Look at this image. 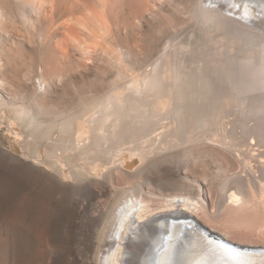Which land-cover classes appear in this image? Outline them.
<instances>
[{
	"label": "rangeland",
	"instance_id": "1",
	"mask_svg": "<svg viewBox=\"0 0 264 264\" xmlns=\"http://www.w3.org/2000/svg\"><path fill=\"white\" fill-rule=\"evenodd\" d=\"M0 1L7 19L4 18L0 27V52L6 59L19 62L21 69L34 77L42 72L47 74L51 84L43 101L46 119H67L79 113L85 104L109 96L134 103L137 101L134 93L127 88L130 81L152 68L151 62L169 39H172L168 47L170 59L175 58L180 39L192 41L191 51L177 59L186 69L183 98L176 101L177 94H173V101L180 102L184 108L187 121L193 122L198 114L210 116L213 111L220 114L221 108L232 105L225 109L220 121L229 134L226 139L219 138L217 142L214 134L207 131L187 148L155 154L138 171L111 165V171L106 173L104 163L80 161L92 168V174L77 179L71 173V164L57 163L56 155L48 153L50 140L40 138L37 148L40 153L36 154L35 146L29 143L32 136L28 131L11 129L9 119L0 122V264H103L102 256L111 237L103 239L102 234L113 215L114 202L120 192L136 187L154 205L170 195L201 197L204 209L194 213L201 223L222 234L227 227L213 217V214L223 216L226 210L222 183L234 181L231 185L236 186L251 176L246 184L261 194L262 186L255 174L264 185V108L244 115L234 101L230 103L234 100L232 84L224 67L245 52L257 60L261 58L259 46L244 45L238 39L245 37L240 32L242 29L257 30L264 37V25L247 29L228 17L204 23L198 16L200 0H80V8L77 5L74 8L75 15L80 18L88 9L103 13L106 25L102 30L86 29L75 18L63 25L66 18L59 15L49 30L48 21L38 19L20 0ZM81 12L85 14L80 16ZM216 40H230L232 44L218 47ZM198 59L205 61L204 72L200 71L199 75L207 76L208 88L198 82L200 76L194 72V62ZM15 80L13 91L5 90L9 97L19 96L16 89L18 93L25 91L34 96L33 80L27 81L28 85L19 84L18 78ZM163 93L170 95V87ZM155 97H150V107L158 105ZM191 121L184 136L193 130ZM240 135L248 138L242 155L233 147V142L240 140L235 136ZM52 137L59 139V131ZM227 141L231 143L226 144ZM259 153L263 155L258 157ZM57 154L63 155L62 150ZM244 156L248 161L251 159L250 165L245 163ZM259 201L258 198V208L263 205ZM158 211L155 217L163 214L162 209ZM242 227L232 230L229 239L251 246L264 245V233L244 232Z\"/></svg>",
	"mask_w": 264,
	"mask_h": 264
},
{
	"label": "bare ground",
	"instance_id": "2",
	"mask_svg": "<svg viewBox=\"0 0 264 264\" xmlns=\"http://www.w3.org/2000/svg\"><path fill=\"white\" fill-rule=\"evenodd\" d=\"M20 2L28 5L27 7L32 9L31 11L35 13L38 19L47 20L49 30L57 21L58 15L66 18L63 20V25L72 20L71 18H75L86 29H89L88 27L92 28V31L96 30L98 32L102 30L103 25H106L105 16H102L104 14L101 13V15L97 12L99 14L97 15L93 12V9H88L85 3H83L84 7L88 11L85 10L86 14L81 12L80 16L82 13L86 16L79 18L78 15H75L74 8L76 5L81 6L79 4L80 0H20ZM3 5L0 1V27L6 17V10H4ZM199 5L198 16H201L204 23L219 22L222 18L228 17L230 20L232 19V22H239L246 28L251 26L256 28L264 25V0H200ZM150 9L147 8V12ZM87 12L91 14L89 15ZM237 16L243 21H239L240 19L238 20ZM37 21L39 22V20ZM69 27L71 26L69 25ZM240 32L245 37L242 36L238 40H241L244 45L249 46L255 43L259 46L261 58L257 60L251 54L245 52L236 61L235 57L234 62L228 64V56L225 60L228 65L224 68L232 84L230 91L233 93L232 98L234 100L231 99L230 103L234 101L244 115H250L264 108V37H261L257 30L251 32L242 29ZM46 38L47 36L42 37V41ZM212 39L215 38L212 37ZM223 41L216 40L218 47L232 44H230V40ZM170 45H172V39L166 41L158 52V56L151 62L152 68L150 70H148L149 68L146 69L130 81V87L127 88H130L134 93V100H137L134 103H127L120 97L109 96L97 99L90 105L85 104L79 113L67 119L57 118L54 120L46 119V116H43L46 112L43 102L44 97L50 89L47 74L40 72V75L34 77L31 73H26L21 69L19 62L16 63L11 59L9 60V58L6 59L1 51L0 122L5 123L9 119L10 125H7L11 129L17 132L28 131L32 136V141L29 143L35 146L36 154L40 153V151H37L38 144H40L39 139L44 137L50 140L52 144L51 148H47L51 149L48 153L51 152L56 155L57 163L71 164V173L76 175V179L80 176L92 174V168L83 165L90 163V160L95 165L104 163L107 166L106 173L111 171V165L138 171L155 154L178 148H187L188 144L194 142L197 137L207 131L214 134L217 142L223 137L226 139L229 134L227 129L221 126L220 121L225 116H222L223 112H226L225 109L228 106L231 108L232 105L230 106V104L225 109L221 108L220 114L213 111L210 116H207L209 113L195 115L194 121L190 120L193 123V130H189L187 136H184L186 133L185 128L189 127L188 123L190 121L188 122L184 116V108L181 103L173 101V94H177L176 101L183 98L181 93L184 90L183 80H185L186 69L177 59L181 56V60L191 51L192 41L187 38L180 39L175 47L176 56L174 59L169 57L171 52L168 47ZM194 64V72L198 75L200 71L204 72L202 67L205 64L204 60L198 59ZM6 76L10 79H7ZM15 78L21 80L20 83L18 82L19 84L27 83V85V81L33 80L34 96L27 95L25 91L18 93L16 89L14 91L19 96L9 97L5 90L7 92L13 91L11 89L15 83L12 84V82H17ZM207 80L205 74L198 78V82L205 88H208ZM167 87H170V95L163 93ZM254 92L257 93L254 94ZM119 95H121V92ZM152 95H156L155 100L158 104L156 107L149 106ZM219 117L221 118L219 119ZM55 131H59V139H53L52 135ZM222 131L224 134H222ZM235 138L240 140L233 142V147L240 152L239 155H242L245 152L243 146L248 145V138L245 135L235 136ZM230 143L226 142V144ZM58 150H62L63 155L57 154ZM262 155L263 153H259L258 157ZM243 160H245V163L251 161V159L248 161L247 156H244ZM80 161H83V164H80ZM256 174V179L260 181L262 186V192L259 195L256 193V188L253 186L248 187L246 184L247 181H251V176L247 181L243 178L244 180L242 179L236 186L231 185L235 183L234 181L232 183L231 181L224 182L221 185L224 191L223 197L226 210L223 216L219 217L213 214V217L227 227V231L223 232L225 235L221 232L216 233L223 238L228 237L229 241H231L229 239L230 232L240 226H243L244 232L258 230L264 233V185L262 178ZM205 179L207 180L208 177H204ZM250 189L252 192L248 191ZM258 198L259 202L263 204L259 208L256 202ZM202 202L201 197L189 194L170 195L161 200L159 205H154L153 200L145 197L140 187L120 192L113 205V215H111L110 220H107L102 234L103 239L107 236L111 237L102 256L103 264H216V259L221 250L220 247H215L214 243H207L200 233L197 234V237L189 230L186 232L191 236L186 235L181 240L179 233L185 232L183 227L186 225H174L168 221L170 217L178 219L193 216L196 210L204 209ZM159 209L163 210V214H158L155 217V213L159 212ZM194 217L200 224L208 228L207 223H201L196 214ZM192 229L196 230L197 228ZM190 237L193 238V243L196 246L189 247L190 244L187 245V240ZM188 242L190 243L191 239ZM242 245L264 248V245ZM262 254L264 253L253 252L245 255V257L235 258V260L238 264H264V259H261Z\"/></svg>",
	"mask_w": 264,
	"mask_h": 264
},
{
	"label": "water",
	"instance_id": "3",
	"mask_svg": "<svg viewBox=\"0 0 264 264\" xmlns=\"http://www.w3.org/2000/svg\"><path fill=\"white\" fill-rule=\"evenodd\" d=\"M188 217V218H187ZM186 218H183V217H181V218H178V219H181V221H175V220H173L174 218H172V217H170L171 218V220H170V218H169V222L170 223H173L174 225L176 224V225H186V226H184L183 228H184V230H185V232H183V233H179V237H180V239L182 240L184 237H186V235H189V236H191V234H188L186 231H191L192 232V234L194 235L195 234V236H197V234H198V228H200V229H203L204 231H205V233L207 232L208 234H211V235H213L215 238H219V239H225V238H223L221 235H219V234H217L216 232H213V231H211L210 229H208L207 227H205V226H203L202 224H200L196 219H195V217L194 216H187ZM193 223H192V222ZM192 225V226H191ZM197 228L196 230H194V229H192V228ZM195 231H196V233H195ZM191 239V242L189 243L188 242V240H190ZM188 240H187V245L189 246V244H190V246L189 247H192L193 245L194 246H196L193 242H194V240H193V238H188ZM227 241H229V240H227ZM229 242H232V241H229ZM232 243H234V244H237V245H239V246H241V247H248V246H246V245H242V244H240V243H235V242H232Z\"/></svg>",
	"mask_w": 264,
	"mask_h": 264
},
{
	"label": "snow or ice",
	"instance_id": "4",
	"mask_svg": "<svg viewBox=\"0 0 264 264\" xmlns=\"http://www.w3.org/2000/svg\"><path fill=\"white\" fill-rule=\"evenodd\" d=\"M229 251H234V250H232V249H229Z\"/></svg>",
	"mask_w": 264,
	"mask_h": 264
}]
</instances>
